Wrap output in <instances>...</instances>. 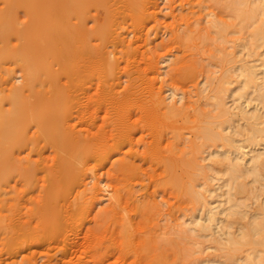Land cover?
Masks as SVG:
<instances>
[{"label": "rangeland", "instance_id": "1", "mask_svg": "<svg viewBox=\"0 0 264 264\" xmlns=\"http://www.w3.org/2000/svg\"><path fill=\"white\" fill-rule=\"evenodd\" d=\"M22 1L0 0V114L10 117L8 123H13L11 126L5 120L3 127L0 125L3 134L0 136V166L7 164L0 170V178H3L0 181V215L3 214L2 218L8 215L4 222L12 223L8 230L0 232V264H244L246 256L248 258L253 249L249 246L231 249L228 234L231 231L240 235L244 224L250 223L253 214L264 206V173L259 179L253 174L239 177L247 182V191L230 195L235 190L231 189L228 160L222 153L229 146L226 140L209 138L206 133L212 131L236 138L238 147L248 152V155L264 151V137L258 138L263 139L260 143L244 145L247 144L243 139L249 133V123L242 118L239 110L248 107L249 113H252L259 109L263 121L261 126L264 125V103L258 98L257 91L247 97H240L243 91L240 64L248 62L259 65L257 84L261 85L264 81V67L260 66L264 57V41H257L254 34L259 19H245L234 9V3H240L241 7L248 9L255 7L258 0H144L140 6H134L135 9L128 0H110L111 4L108 1L110 5L107 7L108 10L112 9L109 11V19L104 18L106 15L103 13H108L104 6H92L91 12L94 14L90 15L96 16V19L88 21L89 27L101 24L100 27L109 31H104L108 37L105 36L104 40V36L102 39H93V44L101 45L103 53L118 61L119 67L112 74L105 65L102 67L98 64L100 68H97V63H100L98 61L85 67V74L79 81L89 88V93L80 94L82 90L75 92L71 89L76 80L73 68V71L69 68L73 66L68 64L66 67L64 63L53 66V69L60 71L58 74L61 79L58 78V83H63L61 90L67 92H63L68 97H64L66 99L63 102L72 104L69 109L65 105L64 109L71 111L74 108L72 111H78L77 117L65 121V128L82 132L84 136L92 135L91 138L96 135L97 138L105 137V141H94L97 144L86 147L80 159L68 156L49 143L47 145L43 139L40 141L43 135L40 134V112L35 111L40 109L31 106L40 97V91H36L42 88L38 82L40 78L34 83H28V69L25 64L23 66L24 59L12 53L21 47L22 40L24 42L27 38V30L31 29L36 19V8L31 6L30 1ZM25 4L28 7L23 6ZM22 86L24 103L21 102L25 106L22 105L20 112L14 98L16 90ZM54 87L47 83L41 89L42 94L51 96L49 94L52 93L53 97L60 89L59 85V89ZM68 93L71 95L68 96ZM86 94H89V98L85 97ZM129 97L131 99L127 100ZM80 101L87 105H81ZM223 104L229 109L226 113L221 110ZM169 105L179 107L182 113L168 115L166 112ZM125 110L133 113L131 121L122 117ZM15 116L19 118L12 122ZM129 122H134V139L120 136L130 125ZM20 127L21 138L18 144L15 131ZM23 137L26 141H22ZM64 153L73 164L64 161ZM170 154L174 158L171 164L174 165L170 164L167 170L166 161ZM7 159L13 162V166H10ZM124 161H131L134 169H137L131 170L132 176L125 165L122 167H125L126 172L118 171ZM28 163L39 167L32 182L23 176L22 164ZM65 165L71 166L66 170L63 167ZM49 190L52 193L55 191L65 201L57 204H63V208H56L58 220L55 224L58 226H48L47 223L48 214L55 207L52 203H41L45 202L44 196L51 194ZM20 196L24 197V204L21 205L18 201ZM44 206V211H41ZM211 208L215 211L224 208L218 214L216 225L208 219ZM27 212L32 213L30 217ZM20 219L23 222L30 220L26 229L19 226L22 223ZM202 225L210 227L201 229ZM123 226H127L128 230L133 227V232L126 230L127 234L123 233L126 229L122 230ZM12 230H16V235ZM13 236H16L15 239ZM230 252L231 255L228 254ZM157 260L160 262L154 263Z\"/></svg>", "mask_w": 264, "mask_h": 264}, {"label": "bare ground", "instance_id": "2", "mask_svg": "<svg viewBox=\"0 0 264 264\" xmlns=\"http://www.w3.org/2000/svg\"><path fill=\"white\" fill-rule=\"evenodd\" d=\"M12 1V0H11ZM22 1V0H21ZM31 2V6L35 9L36 8V19L34 20L35 22L33 23V26L31 27L30 30H27L29 31L28 32V35H27V38H25V41L22 42L21 41H17V42H21L22 45L21 47H17L16 50H14L12 53L16 54L17 58H22L24 59V63H23V66L24 64L26 65V69H28V72H27V82L30 83H34L36 80L38 81L39 78L40 80L38 82H40V86L42 85V88L48 83L50 86H55L57 89H59V91L61 90V87H63V83L62 85H60L58 82L60 80H58L59 77V74L58 72L60 71H57L55 69H53V66H55L56 64L59 63V65H61V63H64V64H67L66 67L69 65L73 66V67H69L71 68L70 71H73L74 70V77L76 78L75 82H73V85L71 86V89L73 88V90H82L81 92H79L80 94L82 93H89L87 92V89L86 87L83 86L82 82L79 81V78L82 77V75L84 76L85 72L83 71V69L85 67H89L91 64L93 65L94 62L96 64V62H100V63H97L96 66H98V64L100 66H106V69L109 71V73H113L115 72L116 68L119 67V63L118 61H115L113 60L112 58H110L108 55H105L103 52V49L101 48V45L99 46H96L93 44V39H96V38H100L102 39L103 36V40L105 39V32H109V31H105L104 30V27H100V26H92V27H89V20L90 19H96V16L92 17V15H90L92 12V6H95V8L97 7H102L104 6L106 13H103L104 15H106L104 18L106 19H109L108 16L111 14H109L111 10H108V6L111 4L110 0H28L27 2ZM108 1H109V5H108ZM114 1V0H113ZM112 1V2H113ZM245 1V0H244ZM243 1V2H244ZM23 2V1H22ZM128 2H130L131 6H133L132 8H134V6L137 7V5L140 6V4H142V2H144V0H128ZM254 2V1H253ZM257 2V1H256ZM26 3V2H25ZM242 3V2H241ZM246 3V2H245ZM252 3V2H251ZM28 4V3H27ZM144 4V3H143ZM240 4V3H239ZM238 3H234V9H236L237 11H239L240 15L243 16L245 19H248V20H251L253 18H256V19H259V25L257 26V28L255 27V31H254V34H255V37L257 39V41H264V0H258V3L255 7H250L248 9H245L243 7H241ZM253 4V3H252ZM23 6H27L26 4L23 5ZM129 5H127L128 7ZM245 6V5H244ZM14 7V6H13ZM16 7V6H15ZM20 7V5H19ZM28 7V6H27ZM135 7V8H136ZM107 8V9H106ZM113 8V6H112ZM134 8V9H135ZM142 8V7H141ZM15 9V8H14ZM33 9V10H34ZM103 9V8H102ZM26 10V9H25ZM97 10V9H96ZM104 10V12H105ZM122 10V9H121ZM127 10V9H126ZM137 10V9H136ZM141 10V9H140ZM144 11V10H143ZM131 12V11H129ZM26 13V12H25ZM114 13V12H113ZM94 14V13H92ZM5 15V13H4ZM3 15V16H4ZM115 15V14H114ZM121 15V14H120ZM125 15V14H124ZM133 15V14H132ZM2 16V15H1ZM30 17V16H29ZM115 17V16H114ZM16 18V17H15ZM1 19V18H0ZM113 19V18H112ZM3 20V19H2ZM1 20V22H2ZM20 20V19H19ZM98 20V19H97ZM6 21V20H5ZM11 21V20H10ZM93 21V20H92ZM96 21V20H95ZM254 21V20H253ZM252 21V22H253ZM28 22V20H27ZM32 22V21H31ZM110 22V21H109ZM108 22V24H109ZM7 23V22H6ZM24 23V22H23ZM94 23V22H93ZM106 23V22H105ZM218 24V22H217ZM255 24V23H254ZM2 25V24H1ZM8 25V24H7ZM3 26V25H2ZM106 26V25H104ZM118 26V25H117ZM1 27V26H0ZM24 27V26H22ZM4 28V27H3ZM12 29V28H11ZM14 29V28H13ZM17 29V28H16ZM25 29V28H24ZM219 29V28H218ZM107 30V29H106ZM5 31V30H4ZM12 31H15V30H12ZM17 31V30H16ZM105 31V32H104ZM2 32V31H1ZM20 32V31H19ZM23 32V31H21ZM218 32V31H217ZM17 33V32H16ZM111 34V33H110ZM118 34V33H117ZM1 35V33H0ZM14 35V34H13ZM24 35V34H23ZM112 35V34H111ZM7 37V36H6ZM19 37V36H18ZM108 37V36H106ZM121 37V36H120ZM122 38V37H121ZM5 39V38H4ZM20 39V38H19ZM123 39V38H122ZM125 39V38H124ZM110 41V40H109ZM124 41V40H122ZM251 41V40H250ZM125 42V41H124ZM255 42V41H254ZM102 43V42H100ZM108 43V42H107ZM115 43V42H114ZM130 43V42H128ZM251 43V42H250ZM13 44V43H12ZM20 44V43H19ZM18 44V45H19ZM127 44V43H126ZM239 44V43H238ZM243 44V43H241ZM261 44V43H260ZM122 45V44H121ZM241 46V45H240ZM253 46V45H252ZM250 47V46H248ZM104 48V47H103ZM117 48V47H116ZM246 49V48H245ZM252 49V48H251ZM11 50V49H10ZM108 51V50H107ZM115 51V50H114ZM117 51V50H116ZM255 51V50H254ZM2 52V51H1ZM8 53V52H7ZM108 53V52H107ZM106 53V54H107ZM110 53V52H109ZM9 54V53H8ZM231 54V53H230ZM254 54V53H253ZM4 55V54H3ZM2 55V56H3ZM140 55V54H139ZM1 56V57H2ZM6 56V55H5ZM13 56V55H12ZM141 56V55H140ZM249 56V55H248ZM257 56V55H256ZM4 57V56H3ZM2 57V58H3ZM15 57V56H14ZM115 57V56H114ZM243 57V56H242ZM241 58V57H240ZM139 59V58H138ZM259 59V58H258ZM21 60V59H20ZM118 60V59H117ZM124 60V59H123ZM131 61V60H130ZM157 61V60H156ZM232 61V59H231ZM19 62V61H18ZM139 62V61H138ZM241 62V61H240ZM105 63V64H104ZM157 63V62H155ZM248 63V62H247ZM246 62H243L242 64H240V68L242 70L241 74L243 76V91L240 93V97L243 98V97H247L248 95H250L252 92H256L257 91V94H258V98L260 99V101H262L264 103V81L263 83L259 86L257 84V79H258V75H259V72H260V69H258V66L257 64H247ZM131 64V63H130ZM123 65V64H122ZM100 66H98L97 68H100ZM102 66V67H103ZM262 67H264V57L262 58V63L261 65ZM61 67H64V65H62ZM65 67V68H66ZM101 67V68H102ZM130 67V66H129ZM58 68V67H57ZM73 68V70H72ZM94 68V67H93ZM92 68V69H93ZM61 69V68H60ZM91 69V68H90ZM96 69V68H95ZM65 70V69H64ZM86 70V69H85ZM120 70V69H119ZM232 70V69H231ZM230 71V70H229ZM88 72V70H87ZM93 71H91L92 73ZM264 72V70L262 71V73ZM72 73V72H71ZM105 73V72H104ZM225 73V72H224ZM26 74V73H25ZM58 74V76H57ZM94 74V72H93ZM103 74V73H102ZM125 74V73H124ZM230 74V73H229ZM73 75V74H72ZM71 75V76H72ZM89 75V73H88ZM86 75V77L88 76ZM64 76V75H63ZM110 76V75H109ZM116 76H119V75H116ZM122 76V74H121ZM231 76V75H230ZM91 77V76H89ZM111 77H113L111 75ZM133 77V76H132ZM212 78V77H211ZM61 79V78H60ZM118 79V78H117ZM227 79V77H226ZM104 80V79H103ZM115 80V79H114ZM121 80V79H120ZM223 80V78H222ZM241 80V79H240ZM85 81V80H84ZM87 81V80H86ZM100 81V80H99ZM229 81V79H228ZM103 82H106V81H103ZM118 82V81H117ZM213 82V80H212ZM226 82V81H225ZM27 84H24V85H28ZM88 83V81L86 82ZM115 83V82H114ZM45 84V85H44ZM72 84V83H71ZM58 85H59V88H58ZM91 85V84H90ZM258 85V86H257ZM61 86V87H60ZM68 86V85H67ZM88 86V85H87ZM222 86V85H221ZM27 87V86H26ZM34 87V86H33ZM38 87V86H37ZM54 87V88H55ZM66 87V85H65ZM69 87V86H68ZM100 87V86H99ZM224 87V86H223ZM40 87L39 90H35L36 91H40V97H36L37 100L34 101V103L31 104V106H33V108H39L40 110H35V111H39L40 114H39V117H40V129L42 130V132L40 134H43L40 136V141L43 139L45 140V142L49 143V145H53L56 149L60 150V151H63L65 152L67 155L69 154L70 157H74V159H80L81 156H82V152L85 151L86 147L90 148V145L91 144H94L96 142L94 141H98V142H101L104 140V138L102 137H99L97 138V135L94 136V138L91 136H84V134L81 132H77L75 130H73L72 128L70 129H67L65 128L64 126V123L65 121H68L70 120L72 117H77L78 115V111H72V108L71 111H68L67 109H69V107L71 106L72 107V104L68 105L65 104V102H63L66 98V96H64L66 90L64 91H60L58 93H56L55 91V94L53 95V97L57 94H60L61 97H59L60 95H57L56 98H53L52 97V93L49 94L51 96H45L42 94V89ZM67 88V87H66ZM64 88V89H66ZM33 89V90H34ZM44 89V88H43ZM55 89V90H57ZM68 89V88H67ZM34 90V91H35ZM49 90V89H48ZM47 90V91H48ZM70 90V88H69ZM69 90H67L69 92ZM137 90V89H136ZM224 90V89H223ZM75 91V92H77ZM230 91V90H229ZM17 92V93H16ZM15 92V103L17 105H15L17 107V110L21 109L23 103H24V96H23V92H24V87H20L18 90H16ZM64 92V94H63ZM105 92V91H104ZM139 92V91H138ZM228 92V91H227ZM14 93V91H13ZM23 93V94H22ZM71 93V91H70ZM98 93V92H97ZM108 93V92H107ZM115 93V92H114ZM232 93V92H231ZM47 94V93H46ZM72 95L74 93H71ZM68 93V96L71 95ZM109 94V93H108ZM134 94V93H133ZM32 95V94H31ZM34 95V94H33ZM39 95V94H38ZM63 95V97H62ZM78 95V94H77ZM85 95V94H84ZM87 95V94H86ZM252 95V94H251ZM8 96V95H7ZM75 96V95H74ZM88 96V97H87ZM85 96L86 98H89V94ZM174 96V95H173ZM255 96V94H254ZM66 97V98H64ZM78 97V96H77ZM84 97V96H83ZM119 97V95H118ZM239 97V96H238ZM3 98V97H2ZM1 98V99H2ZM6 98V97H5ZM5 98L3 99V101L5 100ZM26 98V97H25ZM63 98V99H62ZM102 98V97H101ZM117 98V97H116ZM126 98V97H125ZM128 98V97H127ZM218 98V97H217ZM27 99V98H26ZM70 99L72 100V98L70 97ZM81 99V98H79ZM92 99V98H91ZM90 99V100H91ZM98 99V98H97ZM131 98L129 97V99L127 100H130ZM7 100V99H6ZM62 100V101H61ZM161 100V99H160ZM2 101V103H3ZM23 103H22V102ZM26 101V100H25ZM28 101V100H27ZM88 101V100H87ZM121 101V100H120ZM150 101V100H149ZM247 101V100H246ZM63 102V103H62ZM157 102V101H156ZM164 102V101H163ZM86 103V102H85ZM85 103H82V104H85ZM89 104V102H87ZM99 103V102H98ZM116 103V102H114ZM252 103V102H251ZM1 104V103H0ZM4 104V103H3ZM2 104V105H3ZM61 104V105H60ZM80 104H81V101H80ZM79 104V105H80ZM81 104V105H82ZM243 104V103H242ZM30 105V104H29ZM64 105V107H62ZM65 105L67 109H64L65 108ZM87 105V104H85ZM89 105H92V104H89ZM101 105V104H100ZM100 105H99V108H100ZM105 105V104H104ZM145 105V104H144ZM149 105V104H148ZM167 105V104H166ZM246 105H247V102H246ZM245 105V106H246ZM25 106V105H23ZM60 106L63 108L62 110H60ZM103 106V105H101ZM118 106V105H117ZM120 106V105H119ZM153 106V105H152ZM168 106V105H167ZM169 109H167V114L168 115H173V114H179L182 113L181 112V109L179 107H175V106H172L169 105ZM221 106V104H220ZM219 106V107H220ZM249 106V105H248ZM19 107V108H18ZM87 107V106H86ZM93 107V106H92ZM98 107V106H97ZM115 107V106H114ZM147 107V106H146ZM156 107V106H155ZM162 107V106H161ZM218 107V108H219ZM78 108V106H76V109ZM81 108V106H80ZM79 108V109H80ZM90 108V107H89ZM96 108V107H95ZM94 108V110H95ZM106 108V107H105ZM168 108V107H167ZM248 108V107H247ZM246 107H241L239 110H240V113L242 114V118L245 119L248 123H249V126H248V131L249 133L247 134L246 138L243 139L247 144H244V145H249V144H257V143H260L261 140L263 141V137H264V125L261 126V123L263 122L262 121V113L259 109H257L256 111L252 112V113H249L248 109ZM256 108V107H254ZM3 109V108H2ZM1 109V110H2ZM15 109V108H14ZM82 109V108H81ZM86 109V108H85ZM93 109V108H92ZM98 109V108H97ZM109 109V108H108ZM116 109V108H114ZM118 109V108H117ZM134 109V108H133ZM142 109V108H141ZM30 110V109H29ZM65 110V111H64ZM91 110V109H90ZM89 110V112H91ZM106 110V109H105ZM155 110V109H154ZM153 110V111H154ZM221 110L222 112L226 113L227 111H229V109L227 110V107L225 106V104L222 105L221 107ZM6 113V109L4 110ZM32 111V110H31ZM81 111V110H79ZM88 112V110H85ZM93 111V110H92ZM104 111V110H103ZM126 111V110H125ZM220 111V110H219ZM14 112V110H13ZM17 113V111H15ZM21 112V110H20ZM26 112V110L24 111ZM99 112V111H97ZM96 112V113H97ZM165 112H164V115H165ZM206 112V111H205ZM218 112V111H217ZM2 113V112H1ZM37 113V112H36ZM82 113V112H81ZM85 113V112H83ZM94 113V112H93ZM163 113V112H162ZM19 114V113H18ZM38 114V113H37ZM132 112L131 111H126L123 113V118L124 120L127 118L128 121H131L132 120ZM16 115V114H15ZM24 115V114H23ZM22 115V117H23ZM112 115V114H111ZM221 115V114H220ZM264 115V114H263ZM12 117V114L10 115ZM37 116V115H36ZM153 116V115H152ZM7 117V116H6ZM6 117L3 115L0 114V125L3 127V125L5 124V120L7 121L8 123V118L10 117ZM38 117V116H37ZM117 117V116H116ZM134 117V116H133ZM14 118V117H13ZM16 119H13L11 120L12 122L15 120L17 121V118H19L18 116H15ZM79 118V117H78ZM81 118V117H80ZM168 118V117H167ZM223 119V118H222ZM19 120V119H18ZM72 120V119H71ZM112 120V119H111ZM110 120V121H111ZM136 120V119H135ZM134 120V121H135ZM218 120V118H217ZM244 120V121H245ZM82 121V120H81ZM213 121V120H212ZM211 121V122H212ZM19 122V121H18ZM70 122V121H69ZM85 122V121H84ZM114 122V121H113ZM121 122V121H120ZM138 122V120H137ZM218 122V121H217ZM226 122V121H225ZM6 123V125H7ZM131 122H129L128 124H130ZM133 123L130 124L129 126H127L128 128L123 130L121 135L120 133H118L121 137L125 136V137H128V138H132L133 137ZM145 123V122H144ZM143 123V124H144ZM149 123V122H147ZM208 123V122H207ZM8 124H11V123H8ZM13 124V123H12ZM11 124V126H13ZM69 124V123H68ZM96 124V123H95ZM138 124V123H137ZM146 124V123H145ZM19 125V124H18ZM71 125V124H69ZM68 125V126H69ZM112 125V124H111ZM115 125V124H114ZM136 125V123H135ZM147 125V124H146ZM152 125V124H151ZM95 126V125H94ZM148 126V125H147ZM7 127V126H6ZM9 127V126H8ZM19 126H17L18 128ZM90 127V126H89ZM126 127V126H125ZM157 127V126H156ZM10 129H13L11 127H9ZM203 128V127H202ZM6 129V128H5ZM100 129V128H99ZM122 129V128H121ZM124 129V128H123ZM139 129V128H138ZM205 129V128H204ZM3 130V129H2ZM17 132L15 131V135L17 133V137H15V141H19L20 140V136H21V127L19 129H16ZM23 130V129H22ZM40 130V131H41ZM241 130V129H240ZM10 131V130H9ZM111 131V130H110ZM117 131V130H116ZM162 131V130H161ZM239 131V130H238ZM8 132V131H7ZM14 132V131H13ZM87 132V131H86ZM119 132V131H118ZM136 132V130H135ZM231 132V131H230ZM9 133V132H8ZM97 133V132H96ZM95 133V134H96ZM110 133V132H109ZM177 133V132H176ZM1 132H0V136H1ZM22 134L24 135V132H22ZM83 134V136H82ZM99 134V133H98ZM108 134V133H107ZM114 134V133H113ZM172 134V133H171ZM175 134V132H174ZM208 135L209 138H215V137H218L219 139H223V140H226L229 148L224 150L222 153L225 154V156L227 157V160H228V166H229V170H230V173H231V189L235 190L233 193L230 192V195H234L236 192L237 193H241V192H245L247 191V182L244 180V179H239V177L241 176H246V175H254L256 177V179H259L263 173H264V151H257L251 155H248L246 151L240 149L238 147V143L236 144V142L238 141L236 138H233L232 136L230 135H223V134H216V133H213L212 131H207L206 133ZM226 134V133H225ZM3 135V134H2ZM8 135V134H7ZM90 135V134H89ZM149 135V134H148ZM156 135V134H155ZM161 135V134H160ZM232 135V134H231ZM25 137L27 135H24ZM43 136V137H42ZM101 136H104V135H101ZM109 136H111L109 134ZM144 136V135H143ZM159 137V136H158ZM179 137V136H178ZM259 137H262L261 140L258 138ZM116 138V137H115ZM120 138V137H119ZM173 138V137H172ZM175 138L176 135H175ZM217 138V139H218ZM24 139V137H23ZM28 140V138H26ZM134 139V137L132 138ZM159 139V138H158ZM1 140V139H0ZM22 140V139H21ZM122 140V139H120ZM128 140V139H127ZM131 140V139H129ZM209 140V139H208ZM241 140V139H240ZM22 141H26L25 139L22 140ZM105 141V140H104ZM107 141V140H106ZM28 142V141H27ZM108 142V141H107ZM118 142V141H117ZM158 142V141H157ZM160 142V140H159ZM241 142V141H240ZM20 143V141L18 142V144ZM23 143V142H22ZM106 143V142H104ZM119 143V142H118ZM162 143V142H161ZM171 143V142H170ZM97 144V143H96ZM103 144V143H102ZM216 144V143H215ZM243 144V143H242ZM26 145V143H25ZM115 145V144H114ZM157 145V144H156ZM244 145H242L243 147H245ZM21 146V145H20ZM19 146V147H20ZM40 146V145H39ZM44 146V145H43ZM95 146V145H94ZM105 146V145H104ZM241 146V145H240ZM23 147V146H22ZM99 147V146H98ZM219 147V146H218ZM242 147V148H243ZM46 148V146H45ZM201 148V147H200ZM203 148V147H202ZM201 148V149H202ZM47 149V148H46ZM94 149V148H93ZM119 149V148H118ZM245 149V148H244ZM102 150V149H101ZM107 150V149H106ZM146 150V149H145ZM259 150V149H258ZM261 150V149H260ZM93 151V150H92ZM99 151V150H98ZM103 151V150H102ZM147 151V150H146ZM200 151V150H199ZM254 152V151H253ZM62 153V152H61ZM65 153L62 154L64 155V161L65 162H69L70 164L72 163L71 161V158H66L65 156ZM87 153V152H86ZM86 153H83L86 154ZM176 153V152H175ZM98 154V153H97ZM106 154V153H105ZM114 154V153H113ZM62 155L60 156L62 158ZM68 155V156H69ZM87 155V154H86ZM112 155V154H111ZM214 155V154H213ZM50 156V155H48ZM104 156V155H103ZM135 156H139V154H136ZM86 157V156H85ZM221 157V156H220ZM66 158V159H65ZM83 158V157H82ZM88 158V157H86ZM63 159V158H62ZM91 159V158H90ZM167 159V158H166ZM173 156L171 157V154L169 156V158L167 159L166 161V168L167 170H169V166H171V162L173 160ZM8 160V159H7ZM59 160V158H58ZM61 160V159H60ZM83 160V159H82ZM87 160V159H86ZM85 160V161H86ZM14 161V160H13ZM45 161V160H44ZM63 161V162H64ZM77 161V160H76ZM174 161V160H173ZM223 161V160H222ZM8 162H10L8 160ZM56 162V161H55ZM82 162V161H81ZM128 162L131 164L129 166ZM179 162V161H178ZM7 163V162H6ZM13 164V162H10V164ZM16 163V162H15ZM84 163V162H83ZM128 165H127V164ZM223 163V162H222ZM10 165V166H13V165ZM32 164V163H31ZM22 164L23 165V168H24V173L23 176H25V179H27L28 181L32 182L31 179L36 175V173L38 172L37 171V168L39 167H36L34 166V164ZM46 164V163H45ZM65 164V163H64ZM73 164V163H72ZM171 164V165H170ZM3 164H1L0 166V170L4 169L5 165L7 164H4V166H2ZM19 165V164H18ZM36 165V164H35ZM47 165V164H46ZM122 165L127 169V171L129 172L130 170V173L131 174V170H135L137 171V169H134L135 166L134 164L132 165V162L131 161H127V162H123L121 163L120 165V169L118 168V171L120 170V173H121V170L126 172V169L125 167H122ZM127 165V166H126ZM174 165V164H173ZM210 165V164H209ZM15 166V165H14ZM49 166V165H48ZM51 166V165H50ZM69 166L71 165H65L63 166L66 170L69 169ZM74 166V165H73ZM130 169H129V167ZM134 166V167H133ZM176 166V165H175ZM227 166V165H226ZM18 167V166H17ZM63 167H61L60 169H63ZM78 167V166H77ZM93 167V166H92ZM9 167H7L8 169ZM16 168V167H15ZM22 169V166L20 167ZM47 168V167H46ZM164 168V167H163ZM12 169V168H11ZM17 169V168H16ZM115 169V167H114ZM166 170V169H165ZM172 170V168H171ZM174 170V169H173ZM200 170V169H199ZM5 171V170H4ZM45 171V170H44ZM51 171V170H49ZM65 171V170H64ZM70 171V170H69ZM1 172V171H0ZM8 172V170L6 171ZM20 172V171H19ZM18 172V173H19ZM198 172V171H197ZM23 173V172H22ZM53 173V172H52ZM56 172L54 171V174ZM64 173H67V172H64ZM136 173V172H135ZM53 174V175H54ZM61 174H63L61 172ZM69 174V172L67 173ZM49 175V174H48ZM117 175V174H116ZM123 175V174H122ZM125 175V174H124ZM123 175V176H124ZM135 175V174H134ZM4 176V175H3ZM2 176V177H3ZM12 176V175H11ZM10 176V177H11ZM58 176V175H57ZM112 176V175H111ZM132 176V174H131ZM65 177V176H64ZM114 177V176H113ZM69 178V177H68ZM206 178V177H205ZM3 179V178H2ZM0 178V181L2 180ZM6 180V179H5ZM53 180V178H52ZM57 180H58V177H57ZM60 180V179H59ZM58 180V181H59ZM117 180V179H116ZM120 180V179H119ZM247 180V179H246ZM80 181V180H79ZM229 181V180H228ZM4 182V180L2 181ZM29 182V183H30ZM73 182V181H72ZM82 182V181H81ZM6 184V182H5ZM50 184V183H49ZM52 184H54V182H52ZM56 184V182H55ZM59 184V182H57V185ZM71 184V183H70ZM99 184V183H98ZM30 185V184H29ZM56 185V186H57ZM43 186V184H42ZM41 186V187H42ZM47 186V185H46ZM51 186V185H50ZM54 186V185H53ZM55 186V187H56ZM54 187V188H55ZM60 186H57V188H59ZM96 187V186H95ZM101 187V186H100ZM32 188V187H31ZM50 188V187H49ZM251 188V187H250ZM43 189V188H42ZM69 189V188H67ZM97 189V188H96ZM228 189V188H227ZM30 190V189H29ZM54 190V189H53ZM56 190V189H55ZM95 190V189H94ZM50 192L52 190H49ZM200 191V190H199ZM55 192V191H54ZM52 193L47 195V196H44L45 197V202H41V203H44L45 205H47L48 203H52V206L55 207L53 208V211H51L52 213L48 216V220H47V223L49 224L48 226H52V225H55V226H58L56 225L55 223L57 222L58 220V214H56V208H58L59 206L63 208V204H59L57 205L58 203H60L61 201H63V198L57 194V193ZM83 193V192H82ZM248 193V192H247ZM44 194V193H43ZM80 194V193H79ZM85 194V193H84ZM78 195V194H77ZM249 195V194H248ZM199 196V195H198ZM49 197V198H48ZM228 197V196H227ZM5 198V197H4ZM24 197H21L20 196V205L21 203L24 204V201L23 200ZM88 198V197H87ZM241 198V196H240ZM17 199V198H16ZM47 199V200H46ZM43 201V199H41ZM68 200V199H67ZM82 200V198H81ZM90 200V199H89ZM232 200V199H231ZM230 200V201H231ZM17 201V200H16ZM69 201V200H68ZM73 201V200H72ZM5 202V200H4ZM15 202V201H14ZM227 202V201H226ZM236 202V201H235ZM3 203V202H2ZM17 203V204H18ZM63 203H65V201H63ZM77 203V202H76ZM123 203V202H122ZM243 203V202H242ZM22 204V205H23ZM43 205V204H42ZM75 205V203H74ZM120 205V204H119ZM118 205V207H119ZM123 205V204H122ZM222 205V204H221ZM238 205V203L236 204ZM17 206V205H16ZM76 206V205H75ZM83 206V205H81ZM225 206V205H224ZM228 206V205H227ZM29 207V206H28ZM43 207V206H42ZM41 207V208H42ZM46 206H44L43 210L41 209V211H44ZM59 207V208H60ZM70 207V206H69ZM88 207V206H87ZM208 207V206H207ZM210 207V206H209ZM37 208H38V205H37ZM36 208V209H37ZM113 208V207H112ZM13 209V208H12ZM32 209V208H31ZM61 209V208H60ZM124 209V208H123ZM224 209V208H223ZM221 209V210H223ZM232 209V208H231ZM20 210V209H19ZM113 210H116L113 209ZM220 210V211H221ZM228 210V209H227ZM40 211V212H41ZM47 211V210H45ZM220 211H215L213 208L210 209L209 214H208V219L210 220L211 223H214L216 225V221H218V214L220 213ZM33 213V211H31ZM37 212V211H36ZM39 212V213H40ZM81 212V211H80ZM226 212V211H225ZM232 212V211H231ZM28 213V212H27ZM31 213V214H32ZM42 213V212H41ZM47 213V212H45ZM58 213V212H57ZM67 213V212H66ZM22 214V213H20ZM30 213H28V217H30L29 215ZM36 214V213H34ZM3 215V214H2ZM2 215H0V232H4L7 228L10 227V223L7 224V222H4V221H7V216L6 215V218L3 216V218L1 217ZM12 215V214H11ZM17 215V213H16ZM25 215V214H24ZM41 215V214H40ZM38 214V216H40ZM53 215V216H52ZM19 216V214H18ZM21 216V215H20ZM34 216V215H33ZM37 216V215H36ZM51 216V218H50ZM61 216V215H60ZM59 216V217H60ZM10 217V216H9ZM13 217V216H12ZM23 217V216H22ZM27 218V217H26ZM34 218V217H33ZM232 218V217H231ZM9 219H13V218H9ZM25 219V218H24ZM41 219V218H40ZM51 219V220H50ZM60 219V218H59ZM10 220V221H11ZM22 220V223L20 221V225L17 224V226H21L23 228L26 229V227H28L29 223H30V220H26L23 222V219H20ZM227 220V219H226ZM32 221V220H31ZM129 221V220H128ZM230 221V219H229ZM9 222V220H8ZM17 222V221H16ZM19 222V221H18ZM41 222V220H40ZM127 222V221H126ZM206 222V221H205ZM32 223V222H31ZM59 223V222H58ZM218 223V222H217ZM12 224V223H11ZM33 224V223H32ZM130 224V223H129ZM14 225V224H13ZM128 225V223H127ZM16 226V225H15ZM34 226V225H33ZM37 226V225H36ZM47 224H46V227L48 228ZM130 226V225H128ZM131 226H133L131 224ZM130 226V227H131ZM45 228V224L43 226ZM54 227V226H53ZM111 227V226H110ZM210 225H202V228L201 229H209ZM13 229L15 228L14 226L12 227ZM31 228V226H30ZM38 228V226L36 227ZM41 228V227H39ZM56 228V227H55ZM126 228V229H125ZM4 229V231H3ZM20 229V228H19ZM25 229L22 230L21 228V231H24ZM112 229V228H111ZM109 229V230H111ZM125 229V230H124ZM130 229V228H129ZM133 229V227H132ZM130 229L128 230V227L126 226H123V233L125 232L127 234V231H132L133 230ZM191 229V228H190ZM8 230V229H7ZM18 230V229H17ZM42 230V229H41ZM44 230V229H43ZM47 230V229H46ZM108 230V229H107ZM127 230V231H126ZM230 230V229H229ZM13 232L15 231V235H16V230H12ZM20 231V230H19ZM31 231V230H30ZM37 232H39L38 229H36ZM209 231V230H208ZM222 231V230H221ZM25 232V231H24ZM32 232V231H31ZM228 232V231H227ZM12 233V232H11ZM22 233V232H21ZM29 233V231H28ZM8 234V233H7ZM44 234V233H43ZM113 234V233H112ZM129 234V233H128ZM6 235V234H5ZM12 235V234H11ZM10 235V236H11ZM2 236H4V234L2 233ZM17 236H18V232H17ZM91 236V235H90ZM5 237V236H4ZM9 238L8 235H6V238ZM14 239L16 236H13ZM94 237V236H93ZM5 238V240H6ZM20 238V237H19ZM1 239V238H0ZM12 239V238H11ZM9 241V239H7ZM228 240L230 242V246L231 249L233 250H236V249H240V248H243L244 246H249L253 249V252L248 256H246V259H245V263L244 264H264V206H262L256 213L253 214V220L248 223V224H244V228L242 230V232L240 233V235H236L234 233H232L231 231L229 232L228 234ZM7 241V242H8ZM15 241V240H14ZM99 241V240H98ZM104 241V240H103ZM148 241V240H147ZM97 242V241H96ZM10 243V242H9ZM8 243V244H9ZM145 243V242H143ZM151 243V242H150ZM21 244V243H20ZM99 244V243H98ZM132 244V243H131ZM148 244V243H146ZM14 245V244H13ZM129 245V244H128ZM18 246V245H17ZM26 246V245H25ZM144 246V245H143ZM151 246V245H150ZM131 247V246H130ZM152 247V246H151ZM226 247V246H225ZM144 249V248H143ZM149 249V248H147ZM153 249V247H152ZM151 250V249H150ZM150 250H147V251H150ZM155 250V249H154ZM247 250V249H246ZM20 251V250H18ZM252 251V250H251ZM229 252V251H228ZM234 253V252H233ZM232 253V254H233ZM231 255V252L228 253ZM229 257V256H228ZM239 258V257H238ZM161 259V258H160ZM239 260V259H238ZM28 262V261H27ZM35 262V261H34ZM152 262V261H151ZM160 261H156L154 263H158ZM162 262V261H161ZM213 262V261H211ZM235 262V261H234ZM24 263V262H23ZM21 264V263H20ZM50 264V263H49ZM152 264V263H151Z\"/></svg>", "mask_w": 264, "mask_h": 264}]
</instances>
